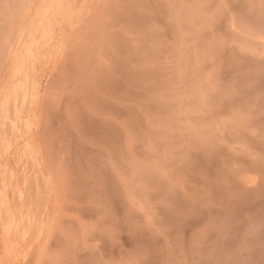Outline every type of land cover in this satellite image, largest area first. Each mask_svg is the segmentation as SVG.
Segmentation results:
<instances>
[{
    "label": "rangeland",
    "instance_id": "rangeland-1",
    "mask_svg": "<svg viewBox=\"0 0 264 264\" xmlns=\"http://www.w3.org/2000/svg\"><path fill=\"white\" fill-rule=\"evenodd\" d=\"M9 2L24 6L10 12L0 10V79L11 95L0 115V199L19 247L5 251L0 246V264H43L69 238L83 246L84 226L97 222L109 232L102 243L93 240L92 245L115 253L132 248L139 239L161 234L159 209L177 192L182 206L173 219L187 229L190 243L211 234L225 210L233 214L246 211L247 193L220 180L222 171L243 168L239 130L232 132V143L223 151L200 146L185 134L178 141L181 146L170 169L159 170L156 179L139 193L125 195L130 222L142 226L139 236L130 234L126 225L121 227L99 188L61 190L57 181L49 191L45 183L52 171L49 143L74 137L82 147V159L123 187L121 150L126 147L132 152L130 135L136 122L147 126L167 117L177 94L219 87L238 93L236 108L259 105V77L251 74L261 63L260 49L250 47L258 41L245 27L232 31L233 16L217 15V0H137L143 6L135 12L138 24L127 35L122 33L119 43L103 39L106 24H119L102 20L95 9L79 6L92 0H74L77 6L68 9L28 7L36 0H4ZM251 2L258 6L260 0ZM234 18L239 25V17ZM222 35L232 40L235 54L229 48L225 56L213 57ZM57 79L70 91L71 105L66 98L58 100L53 118L42 105L33 108L32 97L34 92L42 97L45 87ZM174 107L179 110L180 104ZM232 112L230 106L215 117H201L211 125L202 135L209 131L221 135L225 128L231 129ZM37 117L39 127L29 132L28 122ZM29 141L39 150L42 166L34 163ZM246 177H237L245 188L255 182ZM173 179L181 181L178 188L170 184ZM253 204L258 211V194ZM84 205L88 211L82 214ZM57 208L62 226L50 231L48 225Z\"/></svg>",
    "mask_w": 264,
    "mask_h": 264
},
{
    "label": "clouds",
    "instance_id": "clouds-1",
    "mask_svg": "<svg viewBox=\"0 0 264 264\" xmlns=\"http://www.w3.org/2000/svg\"><path fill=\"white\" fill-rule=\"evenodd\" d=\"M218 2L224 5L222 17L227 19L229 16H238L239 23L243 22L244 27L258 41L250 44V47L260 49L261 63L251 74L259 77V105L245 104L236 108L235 97L238 93L226 92L219 87L210 90L197 88L190 94H177L169 105L167 117H162L158 123L149 122L147 126L142 121L136 122L135 132L130 135L132 152L128 153L126 147L121 150L123 162L119 172L125 181L123 187L114 177L99 169H92L82 159V147L74 137L50 142L48 151L51 169L56 155L63 151V166L58 180L61 190L71 186L92 190L99 188L100 194L106 196L109 202L110 212L121 227L126 225L130 234L139 236L142 226L130 222L131 212L125 211L128 208L125 195L139 193L156 179L159 170L170 169L181 146L178 141L182 142L185 134L188 140L196 141L200 146L223 151L232 143L229 139L232 132L239 130V142L243 145V168L222 171L220 180L231 189L246 192L249 207L244 213L233 214L230 209L220 213L211 234L190 243L187 229L178 227L173 219L182 206L177 192L159 209L162 218L159 236L139 239L132 248L121 249L119 253L104 252L101 247L91 243L93 240L102 243L109 232L105 224L97 222L94 226H84L86 242L83 246L78 241L73 243L69 238L43 264H264V0H260L258 6L251 0H217L216 3ZM23 6L0 0V10L4 12ZM76 6L74 0L53 3L36 0L28 5L37 9H68ZM79 6L95 9L102 20L119 24V27L106 24L103 30V39L117 43L122 40V33L127 35L136 28L138 20L135 12L138 7H143L137 4V0H92L91 3ZM222 38L225 43H219L211 53L213 57L225 56L229 48L235 54L232 40L227 35H222L219 40ZM66 47L69 52L72 50L71 44ZM70 95L62 79L53 80L42 93L44 111L56 118L53 114L57 112L58 100L53 101L52 98H66L71 105ZM10 100L8 86L0 79V115ZM177 103L180 104L179 110L174 107ZM230 106H233L232 128H225L221 135L209 131L207 136H203V131L211 128V125L203 123L201 117H215ZM250 130L251 134L248 135ZM240 175L252 177L255 182L246 188L242 187L237 182ZM170 184L178 188L181 181L173 179ZM256 194L259 195L261 205L258 211L253 204ZM80 211L82 214L86 213L87 206H82ZM61 226L62 217L57 208L48 227L50 231H57ZM16 239L8 228L4 209L0 208V246L5 251L10 246L19 247L15 243Z\"/></svg>",
    "mask_w": 264,
    "mask_h": 264
},
{
    "label": "snow or ice",
    "instance_id": "snow-or-ice-1",
    "mask_svg": "<svg viewBox=\"0 0 264 264\" xmlns=\"http://www.w3.org/2000/svg\"><path fill=\"white\" fill-rule=\"evenodd\" d=\"M214 8H215L217 15H223V13H224L223 3H219V2L216 3L214 5ZM243 28H244L243 22H241L239 25H237L236 20L233 17L232 24H231L232 31L243 30ZM219 43L224 44L225 43L224 39L223 38L220 39ZM52 99H53V101H56V100L61 99V97L57 96V97H53ZM32 100H33V108L39 109L40 106L42 105L41 95L38 92H34ZM27 127L29 129V132H31V130L33 128H38L39 127L38 117L35 120H30L27 124ZM29 147L32 149V157H33L34 163L42 166V161L40 160V152L38 149H36L33 141H29ZM62 166H63V151L59 152L56 155L55 162H54V165L52 167V171L45 177V183H46V186H47L49 191H52L55 189L56 183L59 180V176H60V172L62 170ZM246 179L249 182H252V180H253L252 177H246ZM0 196H2V194H0ZM2 207H3V201H2V199H0V208H2ZM8 228H9V230H11V225H8Z\"/></svg>",
    "mask_w": 264,
    "mask_h": 264
}]
</instances>
